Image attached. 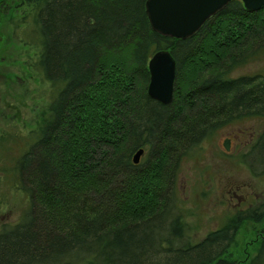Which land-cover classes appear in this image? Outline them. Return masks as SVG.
I'll return each mask as SVG.
<instances>
[{
    "label": "trees",
    "instance_id": "1",
    "mask_svg": "<svg viewBox=\"0 0 264 264\" xmlns=\"http://www.w3.org/2000/svg\"><path fill=\"white\" fill-rule=\"evenodd\" d=\"M28 1L38 71L58 90L16 161L29 202L0 226V264H264V197L198 241L168 206L191 147L228 122L264 119V75L232 76L264 51V5L230 0L177 39L152 28L147 0ZM160 48L176 61L169 104L147 95ZM245 156L262 175L264 122ZM246 223L260 237L242 263L231 250Z\"/></svg>",
    "mask_w": 264,
    "mask_h": 264
},
{
    "label": "rangeland",
    "instance_id": "2",
    "mask_svg": "<svg viewBox=\"0 0 264 264\" xmlns=\"http://www.w3.org/2000/svg\"><path fill=\"white\" fill-rule=\"evenodd\" d=\"M31 6L28 0H0V226L18 222L28 206L27 195L18 188L16 161L35 138L58 90L38 71L40 45ZM259 72L264 75V51L236 67L232 76ZM263 122L262 117H244L216 127L181 159L168 206L189 226L193 241L220 227L236 209L263 199L264 172L256 176L249 164L257 162L245 156ZM259 232L244 224L231 256L247 260Z\"/></svg>",
    "mask_w": 264,
    "mask_h": 264
},
{
    "label": "water",
    "instance_id": "3",
    "mask_svg": "<svg viewBox=\"0 0 264 264\" xmlns=\"http://www.w3.org/2000/svg\"><path fill=\"white\" fill-rule=\"evenodd\" d=\"M230 0H147L146 8L151 26L161 34L177 39L190 37L213 13ZM249 11L264 5V0H241ZM150 73L147 95L162 104H169L173 97L176 61L171 51L160 48L148 59ZM229 138L223 147L229 149ZM143 148L137 149L132 162L139 163Z\"/></svg>",
    "mask_w": 264,
    "mask_h": 264
},
{
    "label": "bare ground",
    "instance_id": "4",
    "mask_svg": "<svg viewBox=\"0 0 264 264\" xmlns=\"http://www.w3.org/2000/svg\"><path fill=\"white\" fill-rule=\"evenodd\" d=\"M143 151L145 152V150L143 149ZM144 154V153H143Z\"/></svg>",
    "mask_w": 264,
    "mask_h": 264
}]
</instances>
